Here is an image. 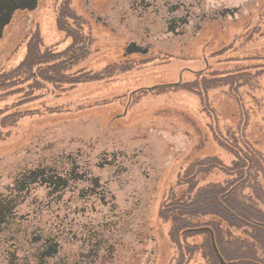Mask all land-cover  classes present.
Wrapping results in <instances>:
<instances>
[{"label":"rangeland","instance_id":"rangeland-1","mask_svg":"<svg viewBox=\"0 0 264 264\" xmlns=\"http://www.w3.org/2000/svg\"><path fill=\"white\" fill-rule=\"evenodd\" d=\"M92 2L97 14H104L115 0ZM228 2L243 6L223 31L212 28L183 52L156 51L144 58H125L126 39L96 24L82 0H41L34 12L16 13L0 40V76L21 64L36 37L45 54L74 47V39L57 25L60 7L67 3L80 18L68 21L80 42L65 56L34 69L35 83L10 84L11 89L0 91L1 119L10 121L6 117L14 113L24 116L4 131L10 136L0 141V166L39 143L93 141L102 147L104 141H115L120 147H142L159 169L144 216L145 228L156 239L158 256L153 264H207L194 249L206 240L196 226L206 227L210 217L187 219L191 228L181 232L177 246L171 238L169 208L189 204L201 190L229 185L244 204L264 213V0ZM59 63L68 78L80 83L42 81L38 69L43 72ZM96 76L104 78L88 82ZM181 77L184 87L141 92L126 111L134 91L177 83ZM189 85H196L195 91ZM254 154L259 161L250 157ZM243 157L252 158L254 165L249 171L245 168L246 176L236 169L238 163L243 165ZM137 252L127 249L115 264H141Z\"/></svg>","mask_w":264,"mask_h":264},{"label":"flooded vegetation","instance_id":"flooded-vegetation-1","mask_svg":"<svg viewBox=\"0 0 264 264\" xmlns=\"http://www.w3.org/2000/svg\"><path fill=\"white\" fill-rule=\"evenodd\" d=\"M82 1L96 24L126 39L125 58L183 52L212 28L223 31L243 6L228 0H115L108 12L97 14L92 0ZM29 2L0 0V18ZM18 12L34 11L19 9L13 17ZM183 84L181 77L134 91L126 111L141 92ZM71 142L33 144L0 166V264H115L127 249L138 251L141 264H153L156 239L144 216L158 180L154 158L142 147L115 141L102 147Z\"/></svg>","mask_w":264,"mask_h":264},{"label":"trees","instance_id":"trees-1","mask_svg":"<svg viewBox=\"0 0 264 264\" xmlns=\"http://www.w3.org/2000/svg\"><path fill=\"white\" fill-rule=\"evenodd\" d=\"M69 20L76 23L80 18L75 15L70 9V4L67 3L60 7L57 25L59 31L64 32L68 38L71 37L74 39V47L70 48V51H68L71 52L80 42V37L75 32L71 31L68 26ZM42 45V40L39 37H36L35 40L29 43L27 53L21 64L10 73L0 76V91L11 89V87H8L10 84L21 85L23 82L35 83L38 76L34 73V69L43 64L57 60L59 57H63L68 53L53 54L50 51H46L45 54L42 53ZM38 71H41L40 77L45 83L51 82L57 85L80 83V81L76 79L68 78L65 74L66 69L63 67V63L53 65L43 72L41 69H38ZM46 71L51 72L52 78L46 76ZM103 78L104 76L91 77V79H88V82L102 80ZM229 79L232 81L231 78ZM196 85L193 87L189 85L188 88H192V91H195ZM203 86L206 87V85ZM215 86L214 89H216ZM31 89H33V85ZM0 115H2V113ZM22 117L24 116L21 113H14L6 117V120L8 119L10 121L2 120L0 117V141L10 136V131L7 133H4V131L13 129ZM256 156L257 154H254V156L250 155L253 159ZM252 158L247 160V158L243 157V165H239V163L236 165V169L241 170V176H246L244 173L245 168L249 171L254 167L251 160ZM257 160L259 161L258 156ZM241 179H243V177H241ZM245 182H247V178ZM228 187H214L201 190L189 204L180 203L178 206L175 205L172 207V210L169 208V217L173 225L171 238L178 246L181 232L184 229L191 228L186 220L189 218L196 219L208 216L211 221L205 225L206 227H200V225L196 226V229H202L199 235L206 237V240L201 246H196L194 249V251L198 253L201 252L202 257L207 260V264H219L211 243V233L208 229H210L214 235L216 247L225 261V264H264V213L258 211L252 205L244 204L235 195L233 190H231V192L228 190ZM234 232L239 233L235 234ZM177 248L180 255L181 249L179 250V247ZM186 252L190 254L189 248ZM181 258L184 259L183 257Z\"/></svg>","mask_w":264,"mask_h":264},{"label":"water","instance_id":"water-1","mask_svg":"<svg viewBox=\"0 0 264 264\" xmlns=\"http://www.w3.org/2000/svg\"><path fill=\"white\" fill-rule=\"evenodd\" d=\"M39 1L40 0H30L29 4H27L26 6L17 5L16 7L9 9L7 11V13L4 14L2 18H0V40L3 38L5 28L10 24V22L12 20L13 13L16 10H19V9H21V10L27 9L30 12L35 11L37 6H38V2ZM0 12H1V10H0ZM208 231L211 233V243H212V246H213V250H214V252L216 254V257H217V259L219 261V264H225V261L223 260V258L219 254L218 249L216 247L215 239H214V235H213L212 231L210 229H208Z\"/></svg>","mask_w":264,"mask_h":264}]
</instances>
